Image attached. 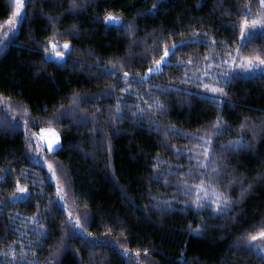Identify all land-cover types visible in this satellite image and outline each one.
<instances>
[{"label": "trees", "instance_id": "obj_1", "mask_svg": "<svg viewBox=\"0 0 264 264\" xmlns=\"http://www.w3.org/2000/svg\"><path fill=\"white\" fill-rule=\"evenodd\" d=\"M75 3L25 0V14L10 30L14 0H0V206L8 204L0 207V253L9 252L11 245L19 264L21 245L26 250L31 241L27 260L35 264H49L50 259L51 264H264L259 252L248 248L254 245L250 235L264 221V66L250 72L222 63L230 55H264V35L259 33L238 51L246 6L250 4L254 17L260 12L258 0ZM107 14L119 16L123 24H106ZM127 24L136 26L133 34ZM65 42L70 55L67 50L61 61L46 59L56 54L51 44L63 51ZM173 44L178 45L175 55L167 58L172 66L152 74L148 83H137L164 47ZM180 61L184 63L177 67ZM109 70L118 74L108 75ZM205 70L239 76L219 104L204 99L219 96L198 79L216 83L202 76ZM164 89L168 91L160 99L165 110L154 115L139 97H156ZM118 98L122 118L113 119ZM137 106L146 109L143 117H133ZM218 114L228 129L213 137L214 158L227 165L220 183L227 186L232 175L243 177V184L229 188L236 201L232 211L219 217L211 208L193 207L196 190L185 194L183 188L185 180L199 183L198 172L189 171L195 167L189 157L202 151L192 136L214 131ZM41 129L59 134L54 153L38 146ZM240 138L241 151L221 147ZM177 149L184 154L176 155ZM49 164L57 180L50 179ZM17 181L27 186L30 198L12 204L14 193L22 195L15 191ZM58 184L67 189V209L56 203ZM249 184L240 199L241 188ZM69 212L72 225L67 223ZM34 215L40 224L28 219ZM77 217L83 235L74 238ZM41 224L48 231L45 240L32 233ZM201 224L205 230L198 234ZM8 260L10 256L0 255V264Z\"/></svg>", "mask_w": 264, "mask_h": 264}, {"label": "snow or ice", "instance_id": "obj_2", "mask_svg": "<svg viewBox=\"0 0 264 264\" xmlns=\"http://www.w3.org/2000/svg\"><path fill=\"white\" fill-rule=\"evenodd\" d=\"M260 12L252 17L249 15L251 12V6L250 4L247 5V11L243 14V19L240 22L239 26V32L240 36L242 38L241 44L238 46V51L240 48L244 46V43L253 38L257 33L264 35V0H258ZM73 7H76L75 0H72ZM25 0H14V11L11 13V16L9 20L7 21L8 25L10 26V30L14 29L17 26V23L20 19L23 18V15L25 14L22 12V9H25ZM153 7H157V5H154ZM105 23L111 24V25H122L123 22L121 21V18L117 15L113 14H107L105 16ZM128 29L129 34H133L135 31L136 26L134 24H127L125 25ZM7 35V33H5ZM195 35V33H194ZM202 43V41H200ZM186 42H181L180 46H185ZM216 41L213 40V44H215ZM51 47L53 51L56 53V57L59 59H63L65 56V53L63 51L57 50L56 44H51ZM178 47V45L173 44L171 48L165 46L163 49V54L159 57V59H155L153 62V66L149 67L147 71L144 73L142 77H140L137 80V83L143 84L148 83L151 80L152 74H162L164 67H171V62L168 57L175 55V50ZM63 49L68 50V54L71 53L70 44L68 42H65L63 44ZM47 52V48L45 49ZM206 61L209 60V57L204 58ZM237 59H240V63L237 64ZM183 61H180L177 63V67H179L181 64H183ZM189 64H192L193 62L190 60L188 61ZM222 63H232L235 67H239L242 69H245V71L254 72L259 66H264V55H256L254 57H237V56H229V59L223 60ZM211 65H207V67H210ZM113 65V69H114ZM261 75H264V68L260 69ZM108 75H117L118 73L115 70H109ZM124 79L126 83H131L129 80V73L124 72L123 73ZM202 76H209L210 79H215L216 83H204L202 78L198 77L200 79L201 84L204 89H206L208 92L219 94L213 95V96H205L204 99L208 100L212 104H219L221 103V98L228 95L226 88L227 86L233 81L239 78V76L235 73H229L224 72L222 76H216L215 74L209 73L207 70H205L202 73ZM189 82V81H186ZM223 85V86H220ZM116 86H113L115 88ZM122 92H128V89H121ZM168 91V89H164L163 92H160L158 96L153 97L151 94H149L148 99H145L144 96H140L139 99L142 100L147 105V111H151L154 115L157 113H163L165 110V101L160 99V96L164 95V92ZM179 91V90H176ZM122 98H118L117 100V106L115 109V115L113 116V119H121V103ZM3 98L0 97V101H2ZM226 103V101H224ZM146 114V109L143 107L137 106V110L133 112V117H143ZM27 124V121H25ZM245 125L242 124L241 128H243ZM214 131L205 134V135H199V136H192V140L195 142V144L202 149V151L195 152L193 155L189 157V160L191 163H194L195 167H192L189 169L191 172H198V184L189 185L187 180L183 182V188L187 189L188 191L185 194H189L192 189L196 190V197L192 200V205L195 207L198 211L199 210H208L212 209L214 216H222L227 212L232 211L234 204L236 201H234L233 197L231 196L229 192V188L233 184H243V177L239 175H232L229 177V184L227 186H223L220 182L224 179L226 175V168L227 165L224 163V160L220 157H215L213 155V151L215 149V143L213 140V137H218L223 134H225L228 129L223 127V116L221 114L217 115V119L215 123L213 124ZM159 131V128L156 129ZM167 131H175L174 129H167ZM177 135L180 136H187V133H180L177 132ZM40 140L43 143L47 144V149L50 153H54L57 148L60 146V136L55 131V129H41V135ZM242 141L243 138L237 139L236 141L229 142L228 144L221 145V147L226 152H237L242 150ZM179 149L176 150V155H183ZM202 157V159H201ZM28 159H32L31 157H28ZM159 163V161H157ZM49 172L51 173V180H57V174L56 170L53 168L51 164L48 165ZM202 170V171H201ZM211 173V174H210ZM167 175H174V173H167ZM47 178V177H46ZM191 179H197L196 176H191ZM157 181H159V176L154 177ZM167 183V181H166ZM252 187L251 184L248 185V188H241L239 193V198L243 199L247 194L249 189ZM16 193L22 194V195H16L14 193L13 199L9 203H16L17 201L21 200H27L30 198V193L28 192L27 186H21L19 181L16 183ZM67 189L65 186H62L60 184L57 185L56 189V196H57V204L67 209ZM51 203V202H50ZM0 207L7 208L8 204H4ZM69 219L67 223L69 225H72L73 221L71 219L72 213H68ZM32 223L34 224H40L39 217L34 215L32 217L28 218ZM82 224L79 217L75 220V227L71 235L74 238L82 237L83 232L81 231ZM205 230V225L201 224L197 227L195 230L198 234ZM33 235H35L37 240H45L48 237V231L47 229L41 224L40 227L33 228L32 229ZM91 235V233H89ZM264 240V221L261 222L259 226V231L255 234L250 235L251 241L256 240ZM90 247H99L100 245L95 244V242H87ZM258 245H252L249 244L248 248L250 251H257ZM10 251L7 253H0V255L4 256H10V260H8L7 264H17V253L14 248L9 246ZM21 252L19 253V264H35V261L29 262L27 260V255L29 251H32V242L29 241V245L27 246V249L25 250V246L21 245ZM260 251H264V249H260ZM145 255H147V249H144ZM125 255H127V249L125 250ZM140 250H136V255L139 257ZM33 255H35V252L33 251ZM264 259V257H261ZM49 264H51V259L49 260Z\"/></svg>", "mask_w": 264, "mask_h": 264}, {"label": "rangeland", "instance_id": "obj_3", "mask_svg": "<svg viewBox=\"0 0 264 264\" xmlns=\"http://www.w3.org/2000/svg\"><path fill=\"white\" fill-rule=\"evenodd\" d=\"M19 22V21H18ZM18 24V23H17ZM62 50H63V52H66L67 50H65V49H63V47H62ZM46 59H48V60H52V61H61L62 59H59V58H57L56 57V54H49V55H46ZM40 135H41V131L39 132V134H38V136H37V139H38V146L40 147L41 146V144H42V142H41V140H40ZM42 147L43 148H45L47 151H48V149H47V144L46 143H43V145H42ZM59 148V147H58ZM57 148V149H58ZM49 152V151H48ZM44 166V165H43ZM253 244L254 245H258L259 247H258V249H257V251L259 252V254L262 256V257H264V251H260V249H264V240H260V239H258V240H256V241H253Z\"/></svg>", "mask_w": 264, "mask_h": 264}]
</instances>
